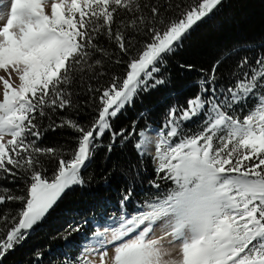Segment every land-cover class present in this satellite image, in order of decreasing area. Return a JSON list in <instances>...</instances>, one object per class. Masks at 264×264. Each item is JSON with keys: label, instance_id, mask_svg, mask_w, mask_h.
Masks as SVG:
<instances>
[{"label": "snow or ice", "instance_id": "snow-or-ice-1", "mask_svg": "<svg viewBox=\"0 0 264 264\" xmlns=\"http://www.w3.org/2000/svg\"><path fill=\"white\" fill-rule=\"evenodd\" d=\"M223 3L0 0V261L67 191L86 186L101 147L111 153L138 136L133 149L141 163L150 157L153 191L131 211L133 190L123 192L95 243L65 264H264V45L226 49L191 95L171 93L154 136L114 124L141 94L171 83L168 58ZM78 85L94 105L83 123ZM57 128L70 129L72 143L43 144Z\"/></svg>", "mask_w": 264, "mask_h": 264}, {"label": "trees", "instance_id": "trees-1", "mask_svg": "<svg viewBox=\"0 0 264 264\" xmlns=\"http://www.w3.org/2000/svg\"><path fill=\"white\" fill-rule=\"evenodd\" d=\"M253 42L258 46L264 45V0H224L222 7L200 23L187 36L182 47L168 58L167 71L170 73L171 83L141 94L134 105L127 107L114 121L115 127L131 130L135 122L137 133L140 130L158 128L168 107L174 102L171 93L182 90L184 95H191L194 92L192 85L201 69L210 68L226 49L233 46L251 48ZM259 50L264 51V47ZM256 54V50L240 51L220 71L226 73L228 66H234L242 56L254 58ZM180 65L192 67L189 70ZM121 71L116 66L111 69V72L117 74ZM106 81L107 77L100 84L103 85ZM92 85L98 86L95 81H92ZM76 91L81 94L76 97L80 107L75 118L83 123L90 115L95 114L94 105L89 103V96L84 94L79 85ZM52 119L58 122L57 116L54 115ZM42 123L46 127L49 121L44 119ZM72 136L70 129L57 128L55 132H46L42 142L47 146L66 142L70 144ZM137 140L138 136H134L123 146L117 142L111 153L107 152L106 147H101L83 172L86 186L67 191L60 204L0 264H65L90 244L93 232L106 223L107 214L118 210L121 194L129 188L133 190V196L127 207L130 211L133 210L135 202L142 200L146 192L153 191L147 181L154 175L150 157H145L141 163L133 149ZM103 142H108L107 135L103 137ZM8 187L16 185L8 184ZM69 224L80 225L81 231L69 234ZM37 253L42 254L39 259Z\"/></svg>", "mask_w": 264, "mask_h": 264}, {"label": "rangeland", "instance_id": "rangeland-1", "mask_svg": "<svg viewBox=\"0 0 264 264\" xmlns=\"http://www.w3.org/2000/svg\"><path fill=\"white\" fill-rule=\"evenodd\" d=\"M146 132L150 136H154L155 135V133H154L152 128H149L148 130H146ZM94 243H95V240L93 238L92 241L90 242V244H94ZM109 253L111 254V247H109Z\"/></svg>", "mask_w": 264, "mask_h": 264}, {"label": "water", "instance_id": "water-1", "mask_svg": "<svg viewBox=\"0 0 264 264\" xmlns=\"http://www.w3.org/2000/svg\"><path fill=\"white\" fill-rule=\"evenodd\" d=\"M62 199H63V197H62ZM62 199L58 202V204L55 207H57L60 204V202L62 201Z\"/></svg>", "mask_w": 264, "mask_h": 264}]
</instances>
